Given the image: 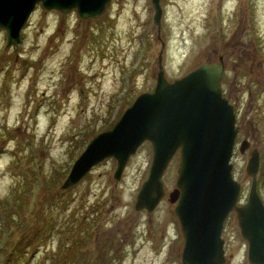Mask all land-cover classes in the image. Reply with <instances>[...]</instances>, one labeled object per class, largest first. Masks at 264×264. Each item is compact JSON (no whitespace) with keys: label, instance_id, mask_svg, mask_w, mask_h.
Here are the masks:
<instances>
[{"label":"rangeland","instance_id":"rangeland-1","mask_svg":"<svg viewBox=\"0 0 264 264\" xmlns=\"http://www.w3.org/2000/svg\"><path fill=\"white\" fill-rule=\"evenodd\" d=\"M160 4L159 25L151 0H111L95 17L38 3L19 44L7 43L0 27V264H182L184 236L168 199L179 150L152 211L134 207L151 163L149 140L129 156L120 178L108 156L73 185L60 186L89 139L153 88L159 53L170 80L222 56L221 87L239 125L231 156L241 184L238 203L247 199L245 166L253 147L261 154L257 190L264 202V0ZM243 139L249 146L240 152ZM51 196L67 206L51 209ZM26 228L34 230L36 246L17 261L7 259ZM221 235L222 264H252L234 210Z\"/></svg>","mask_w":264,"mask_h":264},{"label":"water","instance_id":"water-1","mask_svg":"<svg viewBox=\"0 0 264 264\" xmlns=\"http://www.w3.org/2000/svg\"><path fill=\"white\" fill-rule=\"evenodd\" d=\"M111 0H0V27L7 43L21 41V28L39 3L45 9L66 11L76 8L80 17L100 15ZM153 21L159 25L160 0H151ZM156 80L151 90L139 92L117 121L99 131L86 143L62 180L67 188L105 157L113 156L115 178H120L129 156L144 141L152 145L148 172L138 188L134 207L152 211L165 189L162 175L171 157L180 150L175 186L168 199L175 202L184 236L182 264H222L226 260L223 223L231 210L236 212L240 232L247 240V258L264 264V202L257 191L259 150L253 147L246 162L251 176L247 199L238 203L240 182L230 161L239 126L234 105L223 94L224 61H203L187 73L168 79L158 55ZM249 140L243 139L244 152Z\"/></svg>","mask_w":264,"mask_h":264},{"label":"trees","instance_id":"trees-1","mask_svg":"<svg viewBox=\"0 0 264 264\" xmlns=\"http://www.w3.org/2000/svg\"><path fill=\"white\" fill-rule=\"evenodd\" d=\"M263 166H264V161H262V164H261V167ZM50 198H51V202H50L51 209L53 207L65 208L67 206V205L62 206V204H65L66 199H64V201L61 202L60 200H63L62 198L56 199L55 196H51ZM37 242L38 240H37L34 230L31 228H26L25 230L22 231V234L20 238L17 240V242L13 243V248L9 250L7 259L13 258L15 261L19 260L20 255L25 253L27 251V248L32 247V246L35 247Z\"/></svg>","mask_w":264,"mask_h":264},{"label":"flooded vegetation","instance_id":"flooded-vegetation-1","mask_svg":"<svg viewBox=\"0 0 264 264\" xmlns=\"http://www.w3.org/2000/svg\"><path fill=\"white\" fill-rule=\"evenodd\" d=\"M236 117H237V115H236ZM177 150H179V149H177ZM177 150H176V151H177ZM179 151H180V150H179ZM260 156H261V154H260Z\"/></svg>","mask_w":264,"mask_h":264}]
</instances>
